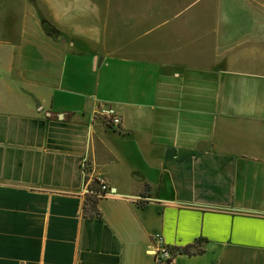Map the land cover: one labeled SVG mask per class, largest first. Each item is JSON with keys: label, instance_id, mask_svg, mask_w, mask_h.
Returning a JSON list of instances; mask_svg holds the SVG:
<instances>
[{"label": "crops", "instance_id": "obj_1", "mask_svg": "<svg viewBox=\"0 0 264 264\" xmlns=\"http://www.w3.org/2000/svg\"><path fill=\"white\" fill-rule=\"evenodd\" d=\"M168 6L0 0V264H264V0Z\"/></svg>", "mask_w": 264, "mask_h": 264}, {"label": "rangeland", "instance_id": "obj_2", "mask_svg": "<svg viewBox=\"0 0 264 264\" xmlns=\"http://www.w3.org/2000/svg\"><path fill=\"white\" fill-rule=\"evenodd\" d=\"M150 1V0H149ZM153 3H147V0H102V5L105 9L110 11L109 27L113 28L114 17H119L120 22V39L122 44L128 43L132 36H143L145 32L144 26H139V23L135 24L136 28H132L131 24H134L139 17L142 16L149 8L153 7V12L161 10L164 3H169V11L177 12L181 11L185 15L191 13H201L205 16L211 15L217 8V3H229L232 0H152ZM236 1V0H234ZM124 17V19H123ZM138 22V21H137ZM132 35V36H131ZM143 39V38H142ZM131 42V41H130ZM71 62V61H70ZM112 62V61H111ZM110 62L109 73L111 75L112 64ZM111 82L104 83L103 78L100 81L98 93L100 96H110L112 93V77ZM82 88V86H81ZM107 106V105H106Z\"/></svg>", "mask_w": 264, "mask_h": 264}, {"label": "built area", "instance_id": "obj_3", "mask_svg": "<svg viewBox=\"0 0 264 264\" xmlns=\"http://www.w3.org/2000/svg\"><path fill=\"white\" fill-rule=\"evenodd\" d=\"M92 113L94 116L100 117L105 125H109L110 127H118L120 125V117L114 113L111 107L106 106L105 104L98 106ZM94 182L96 184V189L99 191L97 194L98 197H102L109 192V188L102 177H97ZM90 189L91 188L86 187L85 194H88ZM155 238L158 242L161 239L159 235H155ZM152 254L155 255L157 261H170L174 255V253L166 247L155 248V250L152 251Z\"/></svg>", "mask_w": 264, "mask_h": 264}, {"label": "trees", "instance_id": "obj_4", "mask_svg": "<svg viewBox=\"0 0 264 264\" xmlns=\"http://www.w3.org/2000/svg\"><path fill=\"white\" fill-rule=\"evenodd\" d=\"M98 193L99 191L96 189V187H92L90 189V192L85 198L84 212L89 217H94V216L96 217L99 215V212L96 208L97 200L98 198H100L97 196ZM204 241H205L204 239H200L196 242V245L193 244L185 245L183 247L176 248V251L178 253H184V254H199L203 251L201 244Z\"/></svg>", "mask_w": 264, "mask_h": 264}]
</instances>
